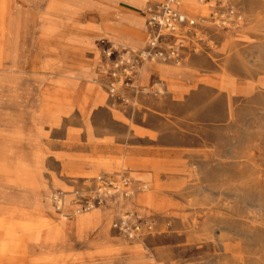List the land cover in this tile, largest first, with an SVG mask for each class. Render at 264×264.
I'll list each match as a JSON object with an SVG mask.
<instances>
[{
  "label": "rangeland",
  "instance_id": "obj_1",
  "mask_svg": "<svg viewBox=\"0 0 264 264\" xmlns=\"http://www.w3.org/2000/svg\"><path fill=\"white\" fill-rule=\"evenodd\" d=\"M227 1L240 27L205 24L201 52L112 99L99 42L143 49L136 9L0 0V264H264V0ZM123 174L129 200L79 209Z\"/></svg>",
  "mask_w": 264,
  "mask_h": 264
},
{
  "label": "built area",
  "instance_id": "obj_2",
  "mask_svg": "<svg viewBox=\"0 0 264 264\" xmlns=\"http://www.w3.org/2000/svg\"><path fill=\"white\" fill-rule=\"evenodd\" d=\"M209 6L207 18H193L179 10L178 0H143L142 16L147 29L146 46L139 51L115 47L100 40L102 58L108 62L106 92L118 99L121 90L129 91L138 70L145 63L179 64L186 57L201 52L203 28L207 24L219 30H235L243 23L242 14L227 0H196ZM131 181L123 174L119 180L98 176L86 196L79 201L80 210L102 207L109 202L129 200ZM142 226L133 216L119 218L114 227L132 238ZM146 227H150L148 223Z\"/></svg>",
  "mask_w": 264,
  "mask_h": 264
},
{
  "label": "crops",
  "instance_id": "obj_3",
  "mask_svg": "<svg viewBox=\"0 0 264 264\" xmlns=\"http://www.w3.org/2000/svg\"><path fill=\"white\" fill-rule=\"evenodd\" d=\"M108 3H115L117 0H104ZM119 1H122V2H125L129 7H131L132 9H136V11H138V14L139 16L142 18L143 20V23L141 21H137L135 20L132 16H124L123 17V21L126 22L128 28L130 29H136V30H143V33L146 35V39L148 38V33H147V29L145 27V24H144V19H143V16H142V11L144 9V2L143 0H119ZM141 9V10H139ZM89 44V43H87ZM131 45L135 46L137 45V43L135 41H131L130 42ZM153 72H156V73H159V74H162V75H169V76H172L174 71L173 70H170V69H162V68H159V67H151V66H147V67H143L140 71V75H139V78H141V80H143L145 78L146 75L150 74V73H153ZM5 71L3 72L2 69H0V82H3L5 78ZM96 95H98L96 93Z\"/></svg>",
  "mask_w": 264,
  "mask_h": 264
},
{
  "label": "bare ground",
  "instance_id": "obj_4",
  "mask_svg": "<svg viewBox=\"0 0 264 264\" xmlns=\"http://www.w3.org/2000/svg\"><path fill=\"white\" fill-rule=\"evenodd\" d=\"M180 7L187 15H192L195 12H197V10H199V7L197 5H195L194 3H191L190 0H181V5L179 6V10H180ZM91 216H95V217L99 218L100 213L95 212ZM78 222H79V220L77 221V223Z\"/></svg>",
  "mask_w": 264,
  "mask_h": 264
}]
</instances>
